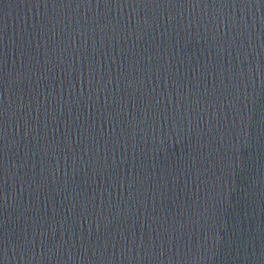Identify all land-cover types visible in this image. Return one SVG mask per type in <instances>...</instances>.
<instances>
[{"label": "water", "instance_id": "95a60500", "mask_svg": "<svg viewBox=\"0 0 264 264\" xmlns=\"http://www.w3.org/2000/svg\"><path fill=\"white\" fill-rule=\"evenodd\" d=\"M0 264H264V0H0Z\"/></svg>", "mask_w": 264, "mask_h": 264}]
</instances>
